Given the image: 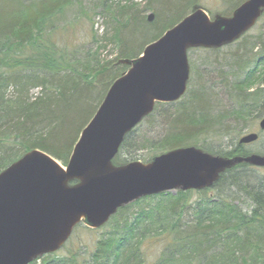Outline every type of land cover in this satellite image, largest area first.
Instances as JSON below:
<instances>
[{"label": "trees", "instance_id": "1", "mask_svg": "<svg viewBox=\"0 0 264 264\" xmlns=\"http://www.w3.org/2000/svg\"><path fill=\"white\" fill-rule=\"evenodd\" d=\"M100 1L112 20H119L120 15L124 19L113 36L119 43V54L107 64L90 54L80 63L66 46L56 52L50 46L44 47L52 42L61 15L80 0H0V172L31 150H41L67 165L81 132L102 105L108 90L129 70L119 62L137 59L148 45L179 24L199 4V0H147L146 10L154 14L150 23L145 13L141 16L138 5L118 9L108 5L110 0ZM244 1H234L229 15ZM260 31L259 36L247 34L230 47L201 50L218 59L223 49L228 50L235 61V72L228 78L222 72L217 78L207 75L211 79L205 85L198 83L194 75L197 84L193 87L191 73L188 93L181 101L158 105L144 121L166 120L163 135L145 138L138 134L141 125L136 127L126 138L116 162H136L123 157L144 148L151 150L144 163L181 147L198 146L223 157L253 153L239 140L246 132L255 131L264 117V27ZM137 38L142 39L140 48H130V42ZM252 40L254 43L250 44ZM219 79L221 83L217 82ZM258 81L262 83L258 85ZM36 90V96L32 95ZM217 90L227 98V105L220 107L215 102V96L219 97ZM220 108L223 109L218 111ZM261 174L240 165L204 192L142 199L120 209L90 250H68L67 256H48L44 263L264 264ZM234 190L251 202L249 213L232 198ZM194 195L199 199L193 205ZM145 201L156 203L147 210L132 211ZM76 231L87 230L79 225ZM157 241L163 245L157 255L150 256L152 243Z\"/></svg>", "mask_w": 264, "mask_h": 264}, {"label": "water", "instance_id": "2", "mask_svg": "<svg viewBox=\"0 0 264 264\" xmlns=\"http://www.w3.org/2000/svg\"><path fill=\"white\" fill-rule=\"evenodd\" d=\"M191 12L140 57L119 62L129 70L108 90L66 167L31 150L0 172V264H32L54 254L79 224L100 229L142 198L212 189L240 165L264 169V154L223 157L197 146L170 150L148 163L116 162L126 138L158 104L178 103L187 94L188 52L220 50L241 40L264 15V0H246L230 17L218 13L211 19L198 4ZM259 128L264 132V119ZM258 138L248 134L240 145Z\"/></svg>", "mask_w": 264, "mask_h": 264}, {"label": "rangeland", "instance_id": "3", "mask_svg": "<svg viewBox=\"0 0 264 264\" xmlns=\"http://www.w3.org/2000/svg\"><path fill=\"white\" fill-rule=\"evenodd\" d=\"M236 0H199V4L203 6L204 9L209 10L212 14L222 13L224 16L229 15L234 8H230V5ZM130 4L138 5L139 13L141 16L145 13L146 16H149L151 13L150 10H146L147 0H110L108 3L109 6L120 8V6H129ZM118 18L119 20H112L111 16H107L105 11L103 10L102 1L100 0H80L79 4L76 2L75 5L66 9V11L61 15L58 23H57V31L52 38V42L49 45H45L44 47H51L53 51L61 50L62 46H66L68 50L76 55L73 56L77 60L79 59L80 63H84V59L89 55L90 57L96 58L101 63H111L116 60L119 54V43L114 40V32L117 29H120V24L124 22V19ZM121 19V20H120ZM120 21V22H118ZM123 21V22H122ZM264 21H260L258 25L249 33V36H259L260 30H263ZM95 39H97V43L94 44ZM142 39L137 38L133 39L130 42V48L138 49L142 44ZM254 40L250 44H253ZM73 49V50H72ZM224 50V51H223ZM221 55L218 59L217 56L208 54L206 51H191L189 52V62L192 67V87L197 84V80H193L194 75L195 78L199 79L198 83H203L205 85L210 77L207 75H211L213 78H217L221 72L223 76L231 77L232 73L235 72V61L233 60L232 54L228 52V50L223 49ZM248 56L252 58L250 52H248ZM230 54V55H228ZM216 81V79L214 80ZM221 83V79L217 81ZM262 81H258V85H260ZM217 84L216 82L212 85ZM39 91L36 90L32 93L35 95ZM216 94L219 97L215 96V102L218 106L222 107L223 105H227V98L222 97V94L219 90L216 91ZM224 99V102H223ZM223 109V108H222ZM220 108L221 111L222 110ZM138 134L144 136L145 138H154L163 135V133L167 130V122L166 120H162L161 118H157L156 120H152L150 122H144L140 127ZM260 130L256 128L253 133H260ZM249 133V132H246ZM261 134V133H260ZM243 137V136H242ZM215 142H213L214 144ZM225 143L226 140H225ZM227 147V145L225 146ZM145 150L133 152L130 156L126 155L123 158H127L129 160L133 159L135 161L144 162V157H148V154L151 153L150 149L144 148ZM246 149L253 153H264V134H261L257 143L246 145ZM146 163V162H145ZM264 175V171L262 169H257ZM231 195L236 200V204L241 207L245 212L249 213L252 209V204L250 201L246 199L245 196L238 194L236 190L232 191ZM191 204L194 205L198 201V196L194 195L192 197ZM156 201H145L140 206H135L132 208V211H138L140 208L149 209L150 206H155ZM186 215V219H187ZM85 231H76L73 235L72 239L66 244L65 248L60 250L58 253L54 255H58V258H63L67 256L68 250L78 251L83 250L84 252L90 250L93 246L94 241L100 237V234L104 232L103 228L98 229L97 231H92L86 228ZM163 243L160 241L153 242L151 246L150 256L157 255L158 249L162 247ZM86 248V250H85ZM54 257V256H52ZM46 258V257H44ZM43 258V259H44ZM36 262V264H45L44 260Z\"/></svg>", "mask_w": 264, "mask_h": 264}]
</instances>
